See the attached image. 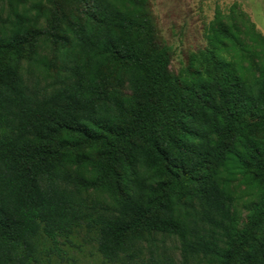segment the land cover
Instances as JSON below:
<instances>
[{
	"label": "trees",
	"instance_id": "1",
	"mask_svg": "<svg viewBox=\"0 0 264 264\" xmlns=\"http://www.w3.org/2000/svg\"><path fill=\"white\" fill-rule=\"evenodd\" d=\"M207 43L174 76L151 0H0V264L82 232L109 264L156 234L181 264H264V36L236 13ZM24 61L61 86L31 94Z\"/></svg>",
	"mask_w": 264,
	"mask_h": 264
},
{
	"label": "rangeland",
	"instance_id": "2",
	"mask_svg": "<svg viewBox=\"0 0 264 264\" xmlns=\"http://www.w3.org/2000/svg\"><path fill=\"white\" fill-rule=\"evenodd\" d=\"M151 3L159 34L173 52L170 73L174 76H178L189 65L193 56L206 49L207 34L217 16L228 21L229 17L235 16L236 13L243 14L264 36V0H151ZM43 55L52 61L56 60L48 52ZM22 74L31 94L42 97L61 86L56 83L58 80L28 61L22 64ZM64 76L65 73H61L59 79ZM244 189L245 186L242 185L236 187L239 196L238 207L243 217L247 214L244 205L252 200ZM86 197L89 200H108L105 195L94 191H90ZM148 240L150 242H140L143 254L131 264H155L154 261L160 264L170 261L181 264L180 245L176 237L156 234ZM75 244V248L67 249L62 255L63 260L53 257L51 263L46 264H109L97 253L91 235L80 233ZM150 250L154 253L153 259Z\"/></svg>",
	"mask_w": 264,
	"mask_h": 264
}]
</instances>
